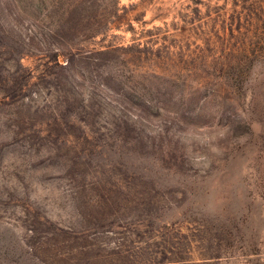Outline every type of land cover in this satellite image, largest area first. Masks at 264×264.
<instances>
[{
  "label": "rangeland",
  "instance_id": "374dc122",
  "mask_svg": "<svg viewBox=\"0 0 264 264\" xmlns=\"http://www.w3.org/2000/svg\"><path fill=\"white\" fill-rule=\"evenodd\" d=\"M0 264H264V0H0Z\"/></svg>",
  "mask_w": 264,
  "mask_h": 264
}]
</instances>
